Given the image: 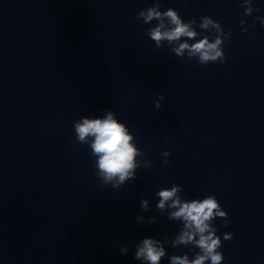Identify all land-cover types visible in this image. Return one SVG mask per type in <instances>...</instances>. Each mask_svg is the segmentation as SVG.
Returning <instances> with one entry per match:
<instances>
[{
    "label": "water",
    "instance_id": "water-1",
    "mask_svg": "<svg viewBox=\"0 0 264 264\" xmlns=\"http://www.w3.org/2000/svg\"><path fill=\"white\" fill-rule=\"evenodd\" d=\"M252 2L249 15L242 0H0V264H147L133 255L146 235L164 242L161 264L194 256V244L173 243L184 221L157 206L173 184L228 210L213 221L235 233L222 264H264V0ZM155 3L201 35L215 34L202 15L231 29L227 59L158 45L157 21L137 16ZM109 109L141 150L136 176L117 187L75 139V120Z\"/></svg>",
    "mask_w": 264,
    "mask_h": 264
},
{
    "label": "clouds",
    "instance_id": "clouds-1",
    "mask_svg": "<svg viewBox=\"0 0 264 264\" xmlns=\"http://www.w3.org/2000/svg\"><path fill=\"white\" fill-rule=\"evenodd\" d=\"M246 14L253 11L259 12L252 0H242ZM146 23L156 20L149 29V36L158 45L165 40L172 44L173 51L178 55L198 57L201 62L226 60L227 54L224 45L225 37L228 40L232 37V30L225 32L221 22L212 15H202L199 28L214 29L215 34L201 35L195 26V19H185L175 7L163 9L159 3L142 8L138 13ZM264 23V15L256 17ZM242 25L246 20H241ZM244 31H248L245 27ZM188 37L189 39H183ZM200 37L199 39H192ZM175 42V43H173ZM161 99L157 101L160 106L165 99L164 93L160 94ZM75 139L87 143L95 157L97 175L103 183H112L113 187L123 184L126 180L136 176V168L139 166L137 157L140 148L135 142L134 133L130 130L126 121L120 119L112 109L107 110L103 115H85L74 121ZM164 154L170 155L168 150ZM167 162V161H166ZM181 185L173 184L171 187L161 188L156 195L161 197L157 206L159 208L171 207V217L181 218L184 221L183 230L176 236L174 244H194L199 251L194 256L188 252L183 255L173 253L170 256L171 264H222L225 260V253L222 245L224 239H233L235 233L226 231L222 235L218 226L213 222L217 216L229 217L228 210L223 206L219 197L215 194H208L194 199H182L179 195ZM149 200L143 198L141 206L147 207ZM141 217H137L140 219ZM225 224L231 223L225 219ZM134 258L147 264H161L162 258L168 254L164 242L151 235L140 239L136 245ZM121 251L129 252L126 244L120 245Z\"/></svg>",
    "mask_w": 264,
    "mask_h": 264
}]
</instances>
